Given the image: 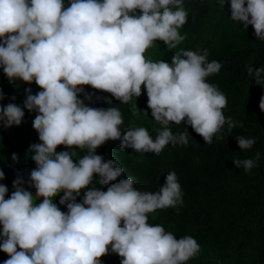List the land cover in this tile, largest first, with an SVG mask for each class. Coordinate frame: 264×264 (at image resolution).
<instances>
[{"label": "clouds", "instance_id": "clouds-1", "mask_svg": "<svg viewBox=\"0 0 264 264\" xmlns=\"http://www.w3.org/2000/svg\"><path fill=\"white\" fill-rule=\"evenodd\" d=\"M230 9L231 20L253 26L257 39L264 41V0H230ZM187 19L183 0H70L68 7L63 0H0V67L10 82L34 81L42 89L34 95L26 89L23 105L38 113L33 128L41 143L30 146L37 167L28 182L36 192L27 190L18 176L6 199L8 188L0 184V250L9 255L4 264H102L109 245L122 257L121 264H186L199 254L192 236L177 239L162 225L149 223L148 214L183 204L174 171L159 191H141L132 176L110 184L124 169L96 154L108 140H120L121 150L131 148L141 155H159L169 144L187 146L188 132L174 135L172 122L190 125L209 145L225 123L229 131L237 126L223 114L226 95L206 82L222 67L207 61V49L201 54L181 48L171 64L145 56L157 40L175 49L186 38L179 30ZM246 71L264 85V67L247 65ZM83 85L111 93L121 103L139 97L144 85L151 115L162 130L155 140L145 127L128 128L122 137L121 111L87 106L79 98ZM4 98L0 91V100ZM259 107L264 111V96ZM132 114L139 115L137 105ZM24 115L15 103L0 106L5 128L20 125ZM236 141L245 151L257 137L239 136ZM59 145L87 149L88 154L74 162L77 152H57ZM255 160L232 162L248 172ZM94 174H99L100 185L110 186L107 191L93 186L78 203L81 190L94 185ZM4 178L0 170V180ZM61 192L59 204L67 212L53 202ZM39 197L43 200L37 204Z\"/></svg>", "mask_w": 264, "mask_h": 264}, {"label": "trees", "instance_id": "trees-1", "mask_svg": "<svg viewBox=\"0 0 264 264\" xmlns=\"http://www.w3.org/2000/svg\"><path fill=\"white\" fill-rule=\"evenodd\" d=\"M63 2L65 7L70 6V0ZM183 7L188 12V19L179 31L186 38L175 49H168L163 41L157 40L145 56L154 62L164 60L171 64V57L181 48L199 50L201 54L207 49V61H217L222 67L218 73L206 77V82L226 95L228 104L223 114L226 119L231 117L237 126L229 131L225 123L209 145L190 125L172 122L169 127L174 135L188 132L187 146L169 144L159 155L151 152L141 155L131 148L121 150L120 140H108L98 146L96 154L105 162L116 160L124 169L122 176L110 184L132 176L137 189L156 192L164 185L169 172L176 173L183 204L158 209L148 215L150 224L162 225L177 239L192 236L197 240L201 250L186 264H264V111L259 107L264 85L256 84L246 71L247 65L264 67V41L257 39L253 26L246 28L230 19V0H225L224 6L218 0H183ZM80 87L84 92L79 98L87 106L116 107L121 111L124 121L120 126L122 137L128 128L145 127L155 140L157 132L162 130L151 115L144 85L142 94L133 96L128 103H121L111 93L90 85ZM28 88L33 95L42 90L34 81L31 84L22 79L10 82L0 67V91L5 96L2 101L5 105L15 103L25 113L18 126L5 128L0 122V170L5 173L0 184L8 188L6 199L15 190L13 181L18 176L24 179L23 186L34 193L28 182L30 172L37 165L32 159L30 146L41 141L37 131L27 127L37 115L36 111L30 112L23 107ZM89 93L92 94L91 100L85 99ZM133 105H137L138 116L132 114ZM239 136L257 137V143L249 150H241L236 141ZM73 150L77 152L74 162L88 154L87 149L80 150L76 146H57V152ZM257 153L260 154L259 160H255ZM251 158L255 160V166L248 172L232 162ZM98 181L99 174H94V185L81 190L78 203L82 202L84 192L93 186L107 191L110 184L100 185ZM63 194L59 193L54 201H59ZM121 259L111 252L110 245L109 253L100 258L102 264H121Z\"/></svg>", "mask_w": 264, "mask_h": 264}, {"label": "rangeland", "instance_id": "rangeland-1", "mask_svg": "<svg viewBox=\"0 0 264 264\" xmlns=\"http://www.w3.org/2000/svg\"><path fill=\"white\" fill-rule=\"evenodd\" d=\"M0 106H6L2 100H0ZM28 125H27V127H29L30 130L33 129V122L29 123ZM32 189L34 191L33 194H35L36 189L34 187H32ZM42 200H43L42 197H39L36 200V203L39 204L40 202H42ZM53 202L57 204V206L60 208L61 211H63V212H67L68 211L66 205L59 204V201H54L53 200ZM2 227L3 226L0 225V231H2ZM18 250H20V249L18 248ZM7 259H9V255L7 253L3 252L2 250H0V264H4V261L7 260Z\"/></svg>", "mask_w": 264, "mask_h": 264}]
</instances>
